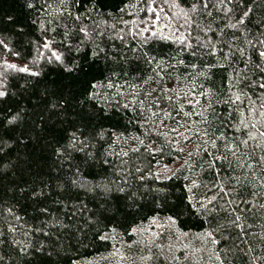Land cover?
Wrapping results in <instances>:
<instances>
[{
  "label": "trees",
  "instance_id": "obj_1",
  "mask_svg": "<svg viewBox=\"0 0 264 264\" xmlns=\"http://www.w3.org/2000/svg\"><path fill=\"white\" fill-rule=\"evenodd\" d=\"M32 2L34 7L28 8L26 0H0V39L21 53L16 57L0 49V73L5 71L3 60L28 63L35 55L36 42L45 36L59 42L67 33L76 42L83 38L79 27L87 25L90 43L78 54L73 53L78 71L67 73L57 64L43 67L40 77L7 70L9 95L0 102V112L23 109V126L31 128L40 112L34 93L70 88L75 97L73 107L52 122L57 138L64 135V129L71 130L73 122H80L77 113L81 109L96 111L97 118L86 132L95 137L89 150L110 162L85 168L82 182L90 186L107 177L123 183L122 177H127L129 192L137 196L135 204L110 200L107 219L89 222L91 213L76 211L73 215L77 203L74 189H70L71 198L67 193L60 197L64 203H55L54 193L37 200L22 192L25 184L39 187L41 180L56 176L54 169L62 167L49 155L51 138L35 129L31 142L13 143L0 153V256L4 257L0 264H221V260L223 264H264V162L257 163L264 155V137L258 135L264 132L260 108L264 104V57L259 55L264 49L257 43L264 40V0ZM153 3L162 6L172 22L184 29L185 40L141 37L135 32L138 24L150 17ZM193 3H197L196 12L190 11ZM61 8L66 9L63 14ZM245 9L249 10L245 25L230 27ZM77 13L81 15L79 21L74 19ZM97 45L103 51L94 56ZM146 53L155 58L153 63L146 62ZM109 80L121 86L122 96L116 94V88L106 86ZM89 82L103 84L99 92L108 99L81 105ZM125 103L129 108L122 107ZM241 120L249 125L247 129ZM230 125L239 126L241 131ZM210 126L213 132L219 128L225 133L217 141L220 150L216 155L228 156L226 161H217L219 175L206 164L212 157L204 150L201 133L209 131ZM101 129L103 139L95 135ZM249 132L255 139H249L247 146L240 145L236 156L226 152L224 144H238ZM145 146L159 151L150 154L144 151ZM68 167L66 162L60 176L65 183ZM149 172L170 179L157 180ZM141 175L143 180L139 179ZM220 182L235 191L223 196ZM213 196L218 199L209 204ZM189 197L192 203L204 204L207 211L194 210ZM79 198L89 208L94 207L95 202L83 193ZM229 200L234 201L231 208L237 209L235 212L230 213L225 203ZM240 200L248 203H238ZM43 207L48 208L47 213L40 211ZM236 215L242 217L244 233L228 223ZM169 216L175 218L174 224L169 221V227L156 235L146 233L147 228ZM57 219L63 226L54 223ZM37 228H44L50 235L37 232ZM210 231L211 237L206 235ZM101 235L107 238L101 239ZM213 238L217 240L215 245ZM41 242L45 253L53 252L51 257L20 252L25 244L39 246Z\"/></svg>",
  "mask_w": 264,
  "mask_h": 264
},
{
  "label": "snow or ice",
  "instance_id": "obj_2",
  "mask_svg": "<svg viewBox=\"0 0 264 264\" xmlns=\"http://www.w3.org/2000/svg\"><path fill=\"white\" fill-rule=\"evenodd\" d=\"M73 2L79 3L80 0H73ZM199 2L200 0H198V3ZM229 2H231V0H229ZM61 3H63V0H61ZM26 6L28 8H33L34 4L32 0H26ZM69 7H71V5H69ZM203 7L206 8L207 4L204 3ZM64 11H66V9H60L61 14H63ZM149 11H152L151 7H149ZM190 11H197V3H193L191 5ZM229 11H231V9H229ZM248 15L249 10L245 9L241 13L240 17L237 19L236 23L231 24L230 27L236 29L241 28V26L245 25V18L248 17ZM8 19L9 21L13 20L12 17H8ZM74 19L79 21L81 19V15L77 13ZM40 28L45 33L47 32V29L45 28L43 22H40ZM78 31L83 34V38L76 42H73L71 38L68 37L67 33H65V40H61L59 42H56L54 38L47 36H45L41 41H37L35 55L31 58L28 63L24 65H17L15 63H10L7 60H3L2 66L5 71L0 73V76L3 77V79H0V102H3V100L9 95L8 89L5 84V81L7 80V70L9 69L16 72L27 73L31 77H40L43 71V67H46L50 64H57L61 66L67 73H71L74 70L78 71L79 65L76 64V56L73 55V53L75 52L78 54L81 50V47H86L90 43L91 39L87 25L79 27ZM121 39H123V37H121ZM181 39L183 38L181 37ZM209 43L211 44V42ZM257 43L261 46L262 49H264V40H258ZM53 44H55V47L53 46ZM0 49H3L4 51L13 56H21V53L14 51L9 46V43L6 42V40L4 39H0ZM100 51H103V49H100L97 45L96 50L93 51L92 54L94 56H98ZM259 55L261 57H264V50L259 51ZM145 56L147 63L154 62V57H150L147 53L145 54ZM41 61H43V65L41 64ZM193 67H195V65H193ZM113 75H116V73H113ZM37 83H39V81H37ZM106 86L108 88H116V94L121 96L123 95V93L120 91L121 86L119 84H116L109 80ZM100 87H104V85L99 82H89L88 86L84 89V92L82 93L83 99H81L79 103L83 105L87 101L99 102L107 100L108 97L103 96L99 92ZM261 87L264 88V85H261ZM34 95L37 97L36 105L40 108V112L37 114V119L32 121L31 128H26L23 126L22 122L24 120V117L23 115H21L23 109H19L16 112H12L10 109L7 112H0V153H4L5 150L10 148L13 143L26 145L28 142H31L34 138L32 135L33 130L39 129L40 133L51 138L52 143L48 145V147H51V152L49 155L51 157H54L55 160H58L61 163L62 167L59 169H54V171L57 173L56 176L49 175L46 180H41V186L29 187L27 184H25V187L22 188L21 191L26 194H30L31 197L36 198L37 200H39V198L42 196L47 198V196H50L54 193V202L64 203V201H62L60 197L67 193L69 195V198H71L70 189H74L76 190L77 203L76 205H73V215H75L76 211H79L82 214L91 213L87 216V220L89 222H98L101 217L107 219L106 214L111 211L109 201L112 199H115L117 201H132V203L135 204L136 201L134 200V197L137 196V193L129 192V182L127 177H122L123 183L115 179L108 180L107 177H104L102 181L96 182L90 186L85 184L81 180V173L85 168H91L98 164L103 166L110 163L106 157L102 158L101 156L97 155L96 152L89 150V145L95 137L91 134L86 135V132L88 130V125L97 118L96 111L88 112L81 109V111L77 113L80 122H73L70 125L71 130L64 129V135L60 138H57L56 126L52 122L60 117H63L68 112V110L73 107L75 97L71 89L61 87L52 93H49L45 89L43 92L36 91ZM236 99L239 100L240 97L237 96ZM117 106H119V102H117ZM122 107L127 109L129 108V104L125 103L122 105ZM182 107L183 105H181V108ZM209 107L211 106L209 105ZM260 108L261 115H264V104H261ZM100 111H104V109H100ZM164 115L165 117L169 116L168 113H164ZM185 115H187V113H185ZM153 116H155V113H153ZM241 124H243V127L245 129L249 127V125L244 123L243 120H241ZM230 126L233 127L237 132L241 131L240 127L237 125ZM252 127L255 128V125H252ZM93 131L95 130L93 129ZM173 131H175V129H173ZM217 132H219V136H217ZM95 135H98L101 139H103V129H101V131L99 133H96ZM201 135L205 137L206 147L204 148V150L208 156L212 157V159L206 161L207 167L215 171L216 175H219V170L217 169V161H226L228 159V156L225 153L216 155V152L220 150L217 141L223 139L225 137V133L221 132L219 128H217L216 131L213 132L211 131L210 126L209 131L202 132ZM258 135L264 137V132H259ZM36 139H39V137H36ZM249 139H255V135L252 132H249L244 139L239 141L238 144H224L223 147L227 153H230L232 156H236V154L241 150L240 145L247 146ZM139 143L143 145L142 140L139 141ZM209 147L215 151H209ZM257 147H260V145L257 144ZM135 150L136 149H134V151ZM144 151L151 154L154 151H159V149H154L151 146H145ZM124 155H127V153H124ZM189 155H191V153H189ZM66 162L69 165L67 169V175L65 176L67 183L60 179V176L64 175L63 165ZM261 162H264V155H262L257 161L258 164ZM136 171L139 172L140 169L137 168ZM129 175H131V173H129ZM149 175H153L154 178L157 180H160L162 178L170 179L168 175H164L163 177H161L159 173L149 172ZM139 179L143 180L144 176L141 175ZM192 183L195 184L196 181L193 180ZM213 187H217V184L214 183ZM45 189L48 190L47 195L45 193ZM191 190V187L187 188V191L190 192ZM219 190L223 194V196H229L232 192L235 191L234 188L229 189L225 187L222 182L219 183ZM154 191H162V189H154ZM81 193H83V196L88 197L90 201L95 202L93 208H89L88 203H85L79 198ZM223 196H220L219 198L222 199ZM217 199V196H213L208 201V203L211 204ZM101 200L103 202H100ZM189 202L192 203L191 197H189ZM225 203L229 206L230 213L235 212L237 210L231 208V205L232 203H234V201L229 200L225 201ZM238 203L246 205L248 201L240 200L238 201ZM64 206L68 207L67 204H64ZM192 208L194 210L202 209L207 211V208L204 204L192 203ZM6 211L10 214L12 213L11 208L6 209ZM40 211L42 213H47L48 208L43 207L40 209ZM15 219L19 220L20 217L15 216ZM167 219L173 224L175 223V218L173 216H169ZM241 222L242 217L240 215H236L234 219L228 221L230 225L240 229V232L244 233V229L242 227ZM54 223L61 224V226H63L62 222L59 219L55 220ZM48 224H53V222L49 221ZM47 226L48 225L46 224L45 227ZM157 226L159 227L160 225ZM219 227L220 226L217 225L216 230H219ZM12 230L15 231V229ZM36 231L43 232L45 236L50 235V232L44 231V228H37ZM113 231H115V229H113ZM133 231L136 230L133 229ZM206 235L211 237L213 233L210 231L206 233ZM100 238L106 239L107 237L101 235ZM211 242L213 245H215L217 243V240L213 238ZM0 243H3V241L0 240ZM30 247L33 249L32 251H30ZM20 252L26 256H33L34 254L38 253L41 257L45 258L51 257L53 254L52 251H48L47 253H45V247L43 242H41L39 246H30L25 244L20 249ZM3 259L4 257L0 256V261H2ZM217 259L220 260V257H217ZM221 264H223L222 260Z\"/></svg>",
  "mask_w": 264,
  "mask_h": 264
},
{
  "label": "rangeland",
  "instance_id": "obj_3",
  "mask_svg": "<svg viewBox=\"0 0 264 264\" xmlns=\"http://www.w3.org/2000/svg\"><path fill=\"white\" fill-rule=\"evenodd\" d=\"M152 11H150V17L142 24H138L135 32L141 37H151L159 36L164 37L168 40L181 42L185 40V31L184 29L172 22L166 12L163 10V7L157 5L156 3L152 4ZM143 21V20H142ZM181 37L183 39H181ZM10 63L19 64L13 59H7ZM3 67V66H2ZM2 73V71H1ZM2 76H0L1 78ZM170 172L171 168H167ZM157 225H160L159 227ZM169 220L163 219L162 222H156L154 226L147 228L146 233L149 235H156L160 231L165 230L164 227H169Z\"/></svg>",
  "mask_w": 264,
  "mask_h": 264
}]
</instances>
